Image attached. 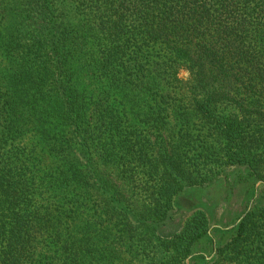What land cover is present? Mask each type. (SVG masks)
<instances>
[{"label":"trees","instance_id":"obj_1","mask_svg":"<svg viewBox=\"0 0 264 264\" xmlns=\"http://www.w3.org/2000/svg\"><path fill=\"white\" fill-rule=\"evenodd\" d=\"M231 165L264 179V0H0V264H187L206 214L160 226ZM222 231L194 264H264L263 205Z\"/></svg>","mask_w":264,"mask_h":264},{"label":"rangeland","instance_id":"obj_2","mask_svg":"<svg viewBox=\"0 0 264 264\" xmlns=\"http://www.w3.org/2000/svg\"><path fill=\"white\" fill-rule=\"evenodd\" d=\"M180 77L187 80L189 72L182 70ZM143 130L149 138L154 139L151 132ZM141 175L142 173H138L137 177ZM133 180L131 185L136 187V182L140 180ZM173 201L174 207L170 216L160 226L161 235H172L198 211L204 212L209 220L210 236L202 239L195 246L193 254L185 260L187 264H194V257L201 262L203 259L200 256L203 255L208 260L212 259L215 254L213 239L221 244L230 237V233L220 230H230L238 226L257 203L264 206V179L253 168L231 165L205 183L184 186L175 194Z\"/></svg>","mask_w":264,"mask_h":264}]
</instances>
